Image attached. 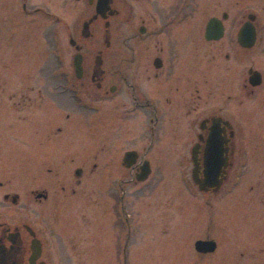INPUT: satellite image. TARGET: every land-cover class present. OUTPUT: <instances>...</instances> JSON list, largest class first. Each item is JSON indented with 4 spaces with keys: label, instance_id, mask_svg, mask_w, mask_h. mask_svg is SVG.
Wrapping results in <instances>:
<instances>
[{
    "label": "flooded vegetation",
    "instance_id": "af4514ba",
    "mask_svg": "<svg viewBox=\"0 0 264 264\" xmlns=\"http://www.w3.org/2000/svg\"><path fill=\"white\" fill-rule=\"evenodd\" d=\"M254 7L0 0V264H136L147 235L175 249L171 264H264V130L246 129L264 60L247 68L239 38L251 20L264 45V0ZM212 19L219 38H207ZM151 153L160 169L166 154L192 165L179 184L189 209H140Z\"/></svg>",
    "mask_w": 264,
    "mask_h": 264
},
{
    "label": "rangeland",
    "instance_id": "374dc122",
    "mask_svg": "<svg viewBox=\"0 0 264 264\" xmlns=\"http://www.w3.org/2000/svg\"><path fill=\"white\" fill-rule=\"evenodd\" d=\"M234 0H231L233 2ZM254 0H246V11L247 13L249 12H254ZM225 44L227 41L224 42ZM200 51L204 53V50L210 47H213L211 44L204 45V47L200 46ZM244 53H247V61H246V66L247 68L249 66H254L258 67L261 69L263 67L260 63L259 60H264V55H261L260 53H264V45L257 43L254 44V46L249 47L245 50ZM263 69V68H262ZM261 69V70H262ZM263 71V70H262ZM261 92H264V84L263 87H261ZM259 95L256 97L252 98H247V105L252 107L258 102ZM257 115L254 114V116L246 122V129H247V134L250 136H255L256 132L259 130H264V99L262 100V103H260L259 107L257 108L256 111ZM94 137H88L87 140L92 141ZM150 157L152 163L155 165V170L153 175L150 177V179L143 184L145 190L143 191H137L135 192L134 199L139 202L141 200L144 201L143 207L140 209H144L145 211H150L152 212H158L162 207L159 205L160 200L162 198L164 199H174L175 205L172 206L171 212H178L179 213L181 210L185 211L186 209H189L188 203L185 201L186 197L185 195L179 191V184L182 183V179H188L191 178V171H192V165H190L187 169H184L183 165L180 164L179 156L178 155H172V154H166L164 158L166 163L164 166L160 169V166H158L157 162L158 161V154H152ZM149 157V156H147ZM249 171V170H248ZM96 174L92 175V177L89 179L88 182V193L94 195L95 189L97 188V182L95 180ZM31 178V171L30 170H23V176L22 180L25 183L26 181L29 182ZM30 186V185H29ZM137 188V186H136ZM181 201V202H180ZM142 203V202H141ZM177 203H181L180 206L176 207ZM25 204V202H23ZM214 211L215 213V226H221L223 225L222 222V216L224 213V210L226 209L225 206V200L222 194H220L218 197L214 198ZM240 206H235L234 209H240ZM23 209H26L25 205H23ZM204 209L206 210V207L204 206ZM217 217H220V221L217 219ZM183 225H187L186 221L183 219L182 221ZM204 227L206 226V222L202 224ZM147 236L150 238V241H148L146 238ZM145 240L143 239L141 244H136V249H135V257L136 259L141 258L142 260L136 261V264H171L172 262L171 258L172 255H174V250H171V247L168 248L166 245L163 244V242L159 241L158 238L156 240H152L151 235H147ZM148 238V239H149ZM139 246V248H138Z\"/></svg>",
    "mask_w": 264,
    "mask_h": 264
},
{
    "label": "water",
    "instance_id": "95a60500",
    "mask_svg": "<svg viewBox=\"0 0 264 264\" xmlns=\"http://www.w3.org/2000/svg\"><path fill=\"white\" fill-rule=\"evenodd\" d=\"M250 18L253 19L254 16L253 14H250ZM215 25V19H212L209 24H208V27H207V38L209 39H212V38H219L221 36L222 33H220L219 35H214L213 33V27ZM240 42L246 46V47H252L254 46L255 42H256V31H255V28H254V25L253 23L251 22V20H248L246 22V24L243 26V28L241 29L240 31ZM260 82V79H256L254 81V84H258ZM131 154L128 153L127 154V158L130 157ZM133 156V155H132ZM132 164V163H131ZM151 170H150V167L148 166L147 162L146 164L142 167V173L138 175V178L140 180H144L146 178H148L149 174H150ZM192 176L194 179H197L198 176H199V170H198V167H195L193 169V172H192ZM215 178H217V174H215L214 176ZM203 243H208L206 241H203V240H199L197 242V247L198 249H201V245Z\"/></svg>",
    "mask_w": 264,
    "mask_h": 264
}]
</instances>
